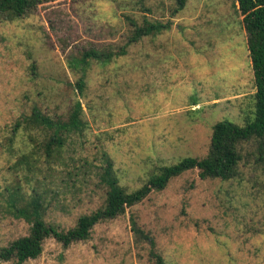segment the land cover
I'll return each mask as SVG.
<instances>
[{
    "label": "rangeland",
    "instance_id": "rangeland-1",
    "mask_svg": "<svg viewBox=\"0 0 264 264\" xmlns=\"http://www.w3.org/2000/svg\"><path fill=\"white\" fill-rule=\"evenodd\" d=\"M174 7L175 0H56L0 23V185L14 162L3 147L19 117L33 108L65 117L80 98L88 122L83 137L69 139L53 175L48 222L72 228L103 204V154L121 186L134 191L162 165L205 157L218 122L244 125L252 117L256 89L237 0H188L172 17ZM126 16L171 26L111 64L93 63L80 97L70 61L90 49L124 47ZM14 147L30 148L22 131ZM242 155L236 179L201 180L189 171L95 226L88 241L64 249L48 239L41 256L25 264H151L134 246L132 214L166 264H264V163L253 143ZM29 230L0 214V248Z\"/></svg>",
    "mask_w": 264,
    "mask_h": 264
},
{
    "label": "trees",
    "instance_id": "trees-1",
    "mask_svg": "<svg viewBox=\"0 0 264 264\" xmlns=\"http://www.w3.org/2000/svg\"><path fill=\"white\" fill-rule=\"evenodd\" d=\"M56 0H0V23L22 19L46 3ZM188 0H175L171 10L174 17L183 10ZM236 13L247 34V51L255 82L254 110L244 125L229 121L214 125L208 153L203 158H184L174 165H162L149 174L147 180L134 191L121 186L114 164L103 154L98 168V187L105 191L103 204L90 214L81 215L72 228H61L46 220L56 191L50 186L57 167L62 164L65 148L71 136L83 137L88 129L85 111L80 98L75 99L65 117L53 116L40 108H33L14 123L11 137L6 139V151L14 162L8 168L7 177L0 185V214L22 220L30 226L29 234L8 246L0 248V263L25 264L38 259L43 253L44 243L54 239L64 249L73 244L88 241L95 226L115 220L127 210L141 204L152 193L162 192L169 183L189 171H198L201 180L228 182L239 176L243 160L242 149L253 143L264 163V0H237ZM150 12V9L147 8ZM126 20L131 26L124 47L109 46L90 49L70 61V69L80 74L74 89L83 97L87 87V73L93 63L111 64L127 55L131 45L142 39L156 37L170 28L171 24L151 21L143 17L141 22L130 16ZM22 131L30 148L16 151L17 132ZM130 230L134 246L148 253L151 264H166L159 253L155 238L138 223L135 215L130 216Z\"/></svg>",
    "mask_w": 264,
    "mask_h": 264
}]
</instances>
